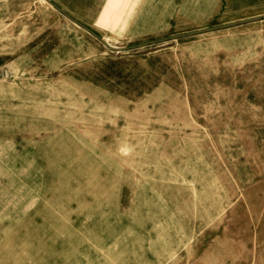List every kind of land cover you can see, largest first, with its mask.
Wrapping results in <instances>:
<instances>
[{
  "label": "rangeland",
  "instance_id": "obj_1",
  "mask_svg": "<svg viewBox=\"0 0 264 264\" xmlns=\"http://www.w3.org/2000/svg\"><path fill=\"white\" fill-rule=\"evenodd\" d=\"M54 1L123 49L0 0V264H264V0Z\"/></svg>",
  "mask_w": 264,
  "mask_h": 264
},
{
  "label": "water",
  "instance_id": "obj_2",
  "mask_svg": "<svg viewBox=\"0 0 264 264\" xmlns=\"http://www.w3.org/2000/svg\"><path fill=\"white\" fill-rule=\"evenodd\" d=\"M48 1L50 4H52L54 7H56L59 10L64 11L60 6H58L54 1L52 0H46ZM65 12V11H64ZM65 14L70 17L71 19L75 20L77 23H79L80 25L84 26L85 28H87L88 30H90L93 34H95L98 38H100V40L102 42H104L109 48H111L112 50H121L123 48L121 47H115L110 45L104 38L100 37L96 32H94L91 28H89L88 26H85L82 22H80L79 20L75 19L72 15H70L68 12H65Z\"/></svg>",
  "mask_w": 264,
  "mask_h": 264
},
{
  "label": "trees",
  "instance_id": "obj_3",
  "mask_svg": "<svg viewBox=\"0 0 264 264\" xmlns=\"http://www.w3.org/2000/svg\"><path fill=\"white\" fill-rule=\"evenodd\" d=\"M182 35H184V33H182V34H179L178 36H182ZM152 40H150V41H148V42H151ZM155 41V40H154Z\"/></svg>",
  "mask_w": 264,
  "mask_h": 264
},
{
  "label": "crops",
  "instance_id": "obj_4",
  "mask_svg": "<svg viewBox=\"0 0 264 264\" xmlns=\"http://www.w3.org/2000/svg\"><path fill=\"white\" fill-rule=\"evenodd\" d=\"M52 1H54V0H52ZM55 2V1H54ZM56 3V2H55ZM57 4V3H56ZM58 5V4H57ZM59 6V5H58ZM62 8V7H61ZM90 28V27H89ZM93 30V29H92ZM94 32H96L95 30H93Z\"/></svg>",
  "mask_w": 264,
  "mask_h": 264
}]
</instances>
